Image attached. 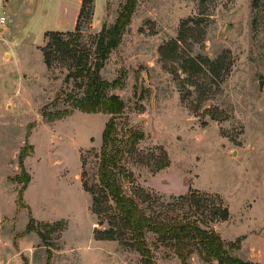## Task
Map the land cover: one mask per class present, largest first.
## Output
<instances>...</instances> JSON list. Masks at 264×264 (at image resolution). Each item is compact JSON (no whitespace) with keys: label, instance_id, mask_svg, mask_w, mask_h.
<instances>
[{"label":"rangeland","instance_id":"rangeland-1","mask_svg":"<svg viewBox=\"0 0 264 264\" xmlns=\"http://www.w3.org/2000/svg\"><path fill=\"white\" fill-rule=\"evenodd\" d=\"M126 2L95 0L82 21L92 60L93 38ZM81 6L0 0V264H143L119 241L94 237L103 227L86 189L99 182L112 116L71 109L68 96L83 91L67 64L44 62L48 33L76 34ZM101 77L122 82L109 94L125 103L111 149L131 174L126 194L148 216L174 205L166 216L179 220L199 217L181 197L216 198L229 218L209 227L227 247L238 242L234 256L264 264V0H139ZM146 240L152 264H182L156 235ZM189 264L213 263L196 251Z\"/></svg>","mask_w":264,"mask_h":264},{"label":"trees","instance_id":"trees-1","mask_svg":"<svg viewBox=\"0 0 264 264\" xmlns=\"http://www.w3.org/2000/svg\"><path fill=\"white\" fill-rule=\"evenodd\" d=\"M94 1L82 0L75 28L76 34L48 33L49 40L43 48V56L49 69L55 64H67L69 70L67 79H74L75 86L83 91L81 98L73 94L68 96L71 109L88 114L103 113L112 116L103 134L98 170L99 182L92 188L86 189L92 195V213L97 216L98 226L103 227L94 230L95 239L119 241L122 245L138 252L143 264H152L151 250L146 240V235L149 233L156 235L161 245L171 249L182 264H189L190 258L196 251L208 263L258 264L234 256L231 251L239 249L238 242L227 247L221 236L209 227L211 223L226 221L229 218L228 210L223 208L216 198L199 193L181 197L179 201L188 203L193 215L199 217L179 220L174 215L166 216L175 211L174 205H167L166 215L148 216L137 200L126 194L124 183L130 179L131 174L120 165L119 152H113L111 149L113 135L116 132L115 117L124 112L125 103L119 96L109 94L110 90L120 88L122 82L120 79L113 82L104 80L101 71L109 55L120 45L139 0H127L115 24L111 27L103 26L100 34L93 38L95 58L92 60L86 47L81 45L80 30L82 21L85 18L90 19L92 15ZM68 115L69 111H63L51 116L50 119L60 120ZM140 139V136L136 135L130 137L133 144ZM29 155L23 149L20 158L23 160ZM21 166L24 172L23 165ZM166 166L167 163H162L159 167ZM29 182L27 175L23 183L27 185ZM21 196L23 198V192Z\"/></svg>","mask_w":264,"mask_h":264},{"label":"built area","instance_id":"built-area-1","mask_svg":"<svg viewBox=\"0 0 264 264\" xmlns=\"http://www.w3.org/2000/svg\"><path fill=\"white\" fill-rule=\"evenodd\" d=\"M7 23V18L5 12L0 8V26L5 27Z\"/></svg>","mask_w":264,"mask_h":264},{"label":"water","instance_id":"water-1","mask_svg":"<svg viewBox=\"0 0 264 264\" xmlns=\"http://www.w3.org/2000/svg\"><path fill=\"white\" fill-rule=\"evenodd\" d=\"M263 85H264V84H263V82H262V83L260 84V87L262 88V87H263Z\"/></svg>","mask_w":264,"mask_h":264}]
</instances>
